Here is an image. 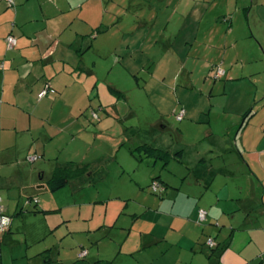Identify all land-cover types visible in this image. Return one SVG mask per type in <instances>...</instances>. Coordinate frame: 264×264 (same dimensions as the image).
<instances>
[{"label": "rangeland", "instance_id": "rangeland-1", "mask_svg": "<svg viewBox=\"0 0 264 264\" xmlns=\"http://www.w3.org/2000/svg\"><path fill=\"white\" fill-rule=\"evenodd\" d=\"M14 1L16 3L10 6L6 0H0V47L5 48V41L6 51L18 49L16 45L9 47L5 33L8 28H13L18 41L17 21L20 19L16 9L20 10L24 5L29 16L21 19V23L29 21L36 47L47 49L52 43L54 47L58 46L57 55L61 62L54 69L55 81L61 79L63 89L70 84L78 93L87 94L88 89L92 94L90 97L79 96L76 103L82 110L81 115L68 118L66 123H63V116H69V104H73L75 97L59 100L53 118L54 131L48 130V134H56L48 143L62 148L64 158L68 152L77 154L73 158L89 164L93 172L86 175L81 184H68L53 192L65 206L75 200L78 204L86 201L96 205L111 196L125 199L132 196L135 176L131 168L138 164L140 152L137 148L144 142H153L162 136L172 146L192 141L199 143L208 141L203 137L212 128L210 130L219 135L216 141L233 143L236 136L240 141L241 112L249 111L255 105L254 111L264 113L263 79L257 78L259 95L248 102L252 97H244L248 90L241 89L239 82L231 84L228 76L216 77L217 65L226 52L225 40L231 42L234 36L239 38L237 47L228 53L231 57L248 51L249 39L242 36L251 32L247 16L251 0H88L83 11L80 6L66 7L68 0ZM197 15L206 18L198 24ZM197 29L201 31L197 33ZM212 29L216 31L218 45L213 50L203 44L210 36L212 39L209 33ZM6 51L1 55L3 59L7 58ZM252 53L258 58L253 62V70H258L255 72L257 76L264 71V54L259 50ZM241 63L240 59V66ZM224 67L228 69L227 65ZM244 84L248 85V82ZM249 85L255 91L256 83ZM46 86L47 82L43 88ZM111 86L123 91L125 96L120 97ZM61 91H56L55 96L60 97ZM191 107L194 110L192 117L189 113ZM183 110H187V119L193 118L185 126L177 119V114ZM94 111L101 120L93 116ZM251 118L252 123L264 127V115L256 112ZM236 121L239 122L237 127L228 130V126ZM8 124L0 117V127ZM247 139L251 143L256 141L255 131L248 133ZM22 157L25 154L19 158ZM145 161L162 172L164 161L158 162L157 166L153 157H147ZM123 163L130 173L122 171ZM171 164L184 169L178 161ZM168 167L164 174L172 170L171 165ZM152 182L150 180L146 187L149 192L153 191ZM52 195L46 194L45 200H50ZM29 196L34 198L33 193L20 197L21 207L26 211ZM40 196L43 199V194ZM36 207L39 204H32L30 208ZM76 209L74 203L67 209L71 211V222L73 225L83 224L77 220ZM86 209L87 205H84L83 210ZM30 217L34 226L29 223L24 231L15 233L14 241L4 240L5 232L0 231V264H70L79 260L81 244H86L79 242L84 234L75 231L63 239V228L51 232L42 227L45 216ZM96 235L100 237L98 230ZM125 239L127 237L121 233L117 239L120 246ZM99 244L100 238L95 243L88 242L86 247L90 255L80 264L99 261H103L102 264H135L136 259L127 255V247L121 253L116 251L109 257L95 260V256H99ZM47 249H52L51 262L47 261L49 256L41 253ZM142 261L147 264L144 256Z\"/></svg>", "mask_w": 264, "mask_h": 264}, {"label": "crops", "instance_id": "crops-1", "mask_svg": "<svg viewBox=\"0 0 264 264\" xmlns=\"http://www.w3.org/2000/svg\"><path fill=\"white\" fill-rule=\"evenodd\" d=\"M87 3L88 0H68L65 6H80L83 11ZM251 3L247 13L251 32L242 36L249 39L247 53L232 57L228 55L230 49L236 48L239 42V38L234 36L231 42L225 40L226 52L222 62L217 65L225 69L223 76H228L231 84L239 82L241 89L245 87L248 90L244 96L252 97L248 102L254 101L255 96L259 95L257 78L264 80L263 70L255 76L258 70H253V62L258 58L252 53L259 50L264 54V0H251ZM236 8L239 9L238 4ZM16 11L17 18L20 19L17 21L18 49L13 52L6 51L4 40L5 48H1L0 38V117L9 123L0 127V195L1 205L13 217L4 240H16L15 233L24 231L29 223L33 224L30 222V216H45L42 227L50 229L51 232L63 228V239L75 231L84 234L79 242L86 244H81L79 259L86 260L90 255L86 245L88 242L95 243L100 238L99 256H95V260L109 257L116 251L121 253L127 247V255L136 259L135 264L144 263L143 256L147 264H264V127L252 123L251 118L256 112L261 116L264 113L254 111L255 105L252 115L246 116L250 110L239 114L240 118L243 117L238 132L240 141L237 140L238 136L233 143L216 141L219 135L210 128L203 137L208 141L199 143L192 141L172 146L162 136L153 142L142 143L141 145L150 144L167 150L173 155L167 162L164 161L162 172L152 168V163H147L144 155L137 157L138 164L130 167L136 178L133 177L135 191L132 196H128V199L111 196L100 200V204L96 205H93L95 202L86 201L78 204L75 200L73 203L77 208V220L83 224L73 225L71 211H67L73 203L66 206L61 203L60 197L50 190L48 181L58 166L71 161L84 163L73 158L78 156L77 154L68 152L64 158L62 148L48 143L56 135L48 134V130L54 131L53 118L59 100L63 97H75L73 104H69V116H63V123H66L70 117L81 115L82 110L76 103L79 96L90 97L92 94L88 89L87 94L81 91L78 93L77 88L71 89L70 84L63 89L62 80L55 81L54 69L57 63L61 62L57 55L58 46L54 47L52 43L47 49L36 47L37 42L32 37L29 21L24 20L21 23V19L29 16V10H24L23 5L22 9ZM195 18L200 24L206 16L197 15ZM198 31L201 30L197 29V33ZM13 32L14 29L10 27L5 34L15 35ZM209 33L212 39L210 36L203 44L213 50L218 46L215 40L216 31L212 29ZM5 51L7 58L3 59L1 55ZM224 65H227L228 69ZM46 82L52 86L47 95L40 97ZM246 82L248 85L243 86ZM254 83L256 89L252 91L249 84ZM113 89L120 97L125 96L120 89ZM56 91L62 92L60 97L55 96ZM189 110L192 117L193 107ZM186 112L187 110L184 118L178 120L182 126L193 120L187 119ZM238 123L236 121L232 126H228V130L230 127H237ZM253 131L257 139L251 143L247 134ZM182 132L185 136L184 131ZM176 153H179V157H174ZM24 154L25 157L20 159ZM31 154L35 155L30 156ZM36 155L38 158L32 160L31 157ZM154 159L155 166L163 161ZM172 161H178L184 169L178 165L173 167ZM145 162L147 165L143 167ZM169 165L172 170L164 174ZM122 171L130 173L125 163L122 164ZM91 174L93 172L89 176ZM84 176L73 179L68 184H81L87 177ZM150 180H159L164 185V190L159 193L152 190L149 192L146 187ZM29 193H33L34 198L28 197L26 211L22 209L20 197ZM50 193L53 197L45 200L46 194ZM32 204H39V207L31 209ZM84 205H87L86 211L83 210ZM200 208L207 210V219L203 223L198 221ZM37 209L49 212L36 211ZM36 227L39 225L36 224ZM97 230L100 237L96 235ZM121 233L127 239L120 246L117 239ZM210 238L215 240L214 247L208 244ZM83 250L88 251L86 256L80 255Z\"/></svg>", "mask_w": 264, "mask_h": 264}, {"label": "trees", "instance_id": "trees-1", "mask_svg": "<svg viewBox=\"0 0 264 264\" xmlns=\"http://www.w3.org/2000/svg\"><path fill=\"white\" fill-rule=\"evenodd\" d=\"M111 89L113 91H115L113 89V87H111ZM185 111V110H184ZM254 113L253 109L250 110L246 116H250ZM178 115V114H177ZM245 116V117H246ZM244 117V118H245ZM178 119V118H177ZM179 120V119H178ZM137 150H139L140 154H139V158H141L142 155H144L146 158L147 157H153V158H156V159H162L163 161L167 162L169 159L172 158L173 155H171V153L167 150H164V149H161V148H157V147H154L150 144H143V145H140L138 146ZM179 153H176L174 155L179 157L178 156ZM144 157V158H145ZM181 158V157H180ZM92 171H91V167L89 164H80V163H76V162H69L68 164L66 165H63V166H58L55 171H54V174L52 176V178L48 181V186L50 188V190L52 192H56L58 191L59 189L65 187L71 180L73 179H76V178H79L81 176H84V175H87V174H90ZM160 177V176H159ZM157 177V179L159 178ZM164 187V185H163ZM159 193V192H157ZM200 209H204V208H200ZM199 209V211H200ZM206 210V209H205ZM36 211H43V212H49L47 210H42V209H37ZM207 211V210H206ZM207 219V218H206ZM205 219V220H206ZM205 220L201 221L199 219V216H198V221L200 223H203ZM7 232V231H6ZM210 239H213V238H210ZM214 240V239H213ZM215 242V240H214ZM216 245V243H215ZM214 245V246H215ZM213 246V247H214ZM212 247V246H211ZM52 253V249H47L46 251H44L42 253V255H46V256H49L48 258V262H51L52 259L50 257ZM82 261H84V259H79L75 262H72L70 264H80ZM101 262V263H100ZM103 261H99V262H95L93 264H102ZM105 264H109V262H106Z\"/></svg>", "mask_w": 264, "mask_h": 264}, {"label": "built area", "instance_id": "built-area-1", "mask_svg": "<svg viewBox=\"0 0 264 264\" xmlns=\"http://www.w3.org/2000/svg\"><path fill=\"white\" fill-rule=\"evenodd\" d=\"M10 6H13L15 4V1L14 0H6ZM8 45L10 48L14 47L16 44H17V38L14 36V35H9L8 38ZM225 74V69H223L222 67H218L217 68V71H216V77L217 78H220L222 77L223 75ZM50 89V86L47 85L46 88L43 89V91H41V93L39 94L40 97H43L45 95H47L48 91ZM184 115H185V111H181L178 115H177V118L179 120H182L184 118ZM93 116L95 118H100L98 113L96 111L93 112ZM37 155L36 156H33L31 157L32 160H35L37 159ZM151 188L154 192H162L164 190V187L163 185L158 182L157 180H154L152 182V185H151ZM1 200H2V197L0 195V231L1 232H6L10 229L11 225H12V222H13V217L10 216L4 209V207L1 205ZM37 201V200H36ZM207 218V211L205 209H200L199 211V219L201 221L205 220ZM208 244L210 246H214L215 245V242L213 239H209L208 241ZM88 253L87 250H83L81 252V256H86Z\"/></svg>", "mask_w": 264, "mask_h": 264}]
</instances>
